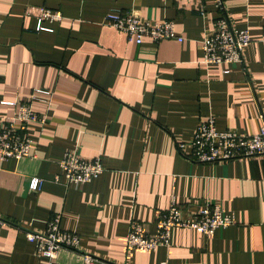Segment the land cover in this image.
<instances>
[{
  "label": "crops",
  "instance_id": "obj_1",
  "mask_svg": "<svg viewBox=\"0 0 264 264\" xmlns=\"http://www.w3.org/2000/svg\"><path fill=\"white\" fill-rule=\"evenodd\" d=\"M230 22L249 31L244 65L201 62V40L213 29L212 0H0V114L30 101L46 123H29L33 157L0 158V264H49L25 230H43L60 214L79 248L61 249L55 264H264V156L195 162L190 141L202 116L220 130L253 134L264 118V0H223ZM62 19L36 29V11ZM111 9L169 19L183 40L141 43L104 24ZM202 12V13H201ZM228 70L225 72V70ZM5 102V103H4ZM67 149L100 156L105 170L82 187L53 181ZM45 179L38 192L28 178ZM171 200L188 213L206 203L234 215L210 236L175 228L169 246L128 250L131 219L153 233Z\"/></svg>",
  "mask_w": 264,
  "mask_h": 264
},
{
  "label": "built area",
  "instance_id": "obj_2",
  "mask_svg": "<svg viewBox=\"0 0 264 264\" xmlns=\"http://www.w3.org/2000/svg\"><path fill=\"white\" fill-rule=\"evenodd\" d=\"M216 9V17L210 34L201 40L202 58L205 64H239L244 65V50L250 42L249 31L237 28L230 22L225 11L223 0H212ZM202 13V12H201ZM36 29H49L45 22L52 23L62 19L57 10L40 6L36 11ZM123 32L130 40L141 43L144 36L157 42L164 39L183 40L175 31L172 20H149L133 10H109L103 19ZM228 70L226 69L225 72ZM49 90L36 88L30 96V101L48 103ZM30 101L6 102L15 106L10 116L0 114V158L21 159L33 157V139L26 134L29 123H46V117L36 112ZM5 103V102H4ZM261 124L257 132L247 135L233 129L220 130L216 127L211 115L199 118L192 137L187 143H179L178 148L190 147L189 158L195 162H225L239 158L264 156V118L260 115ZM59 172L53 181L65 185L82 187L97 178L105 166L100 156L85 157L75 149H67L57 162ZM45 179L30 176L28 189L38 192ZM60 214H55L46 222L43 230H25L26 239L34 244L35 253L45 256L49 264H55L59 250L76 251L79 248V236L76 232L63 230L60 227ZM235 218L231 212L225 211L219 204L206 203L199 211L188 213L171 200L167 209L155 217V231L148 232L143 224L131 219L125 242L128 250H155L160 246H169L172 232L175 228H191L210 236L217 228L234 224ZM9 221L0 216V225ZM83 260L89 264L97 258L90 254H82ZM165 264V262H161Z\"/></svg>",
  "mask_w": 264,
  "mask_h": 264
},
{
  "label": "rangeland",
  "instance_id": "obj_3",
  "mask_svg": "<svg viewBox=\"0 0 264 264\" xmlns=\"http://www.w3.org/2000/svg\"><path fill=\"white\" fill-rule=\"evenodd\" d=\"M36 16V15H35ZM36 19H37V17H36ZM76 150V149H75ZM83 156V155H82Z\"/></svg>",
  "mask_w": 264,
  "mask_h": 264
}]
</instances>
